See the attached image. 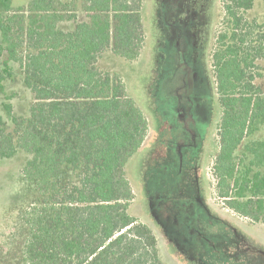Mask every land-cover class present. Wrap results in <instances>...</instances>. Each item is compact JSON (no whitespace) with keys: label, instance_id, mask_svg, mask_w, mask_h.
I'll use <instances>...</instances> for the list:
<instances>
[{"label":"trees","instance_id":"trees-1","mask_svg":"<svg viewBox=\"0 0 264 264\" xmlns=\"http://www.w3.org/2000/svg\"><path fill=\"white\" fill-rule=\"evenodd\" d=\"M252 7L225 5L211 55L221 113L211 173L221 205L264 226V136L250 140L264 126V33L252 39ZM142 8L143 0H0V160L27 155L21 179L33 187L15 220L26 227L24 264H163L152 230L129 213L125 168L148 123L121 77L99 65L107 53L138 60ZM12 65L33 99L26 116L7 102Z\"/></svg>","mask_w":264,"mask_h":264},{"label":"rangeland","instance_id":"rangeland-1","mask_svg":"<svg viewBox=\"0 0 264 264\" xmlns=\"http://www.w3.org/2000/svg\"><path fill=\"white\" fill-rule=\"evenodd\" d=\"M230 1L143 0L138 60L127 63L107 53L99 61L101 69L121 77L148 123L140 150L125 168L134 195L129 213L152 230L163 264H264V226L225 209L211 173L221 114L211 55L226 30ZM244 20L253 28L252 39L264 33V0H253ZM257 63L264 75V61ZM12 69L7 102L15 116H26L33 99L18 66ZM263 136L264 126L250 140ZM27 158L0 160V264H24L26 227L15 220L33 192L21 179Z\"/></svg>","mask_w":264,"mask_h":264}]
</instances>
